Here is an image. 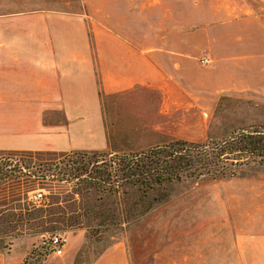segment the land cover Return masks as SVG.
<instances>
[{"label":"crops","instance_id":"1","mask_svg":"<svg viewBox=\"0 0 264 264\" xmlns=\"http://www.w3.org/2000/svg\"><path fill=\"white\" fill-rule=\"evenodd\" d=\"M261 9L264 0H0V153H110L104 100L141 88L171 104L264 91ZM214 236L206 264H230L231 247L233 264H264L263 234ZM32 247L18 238L0 264H21ZM90 264H130L128 249L114 242Z\"/></svg>","mask_w":264,"mask_h":264},{"label":"rangeland","instance_id":"2","mask_svg":"<svg viewBox=\"0 0 264 264\" xmlns=\"http://www.w3.org/2000/svg\"><path fill=\"white\" fill-rule=\"evenodd\" d=\"M134 94L104 100L111 149L108 156L104 152L106 158L133 154L173 139H221L240 128L264 124V91L223 90L195 96L193 103L185 104L166 103L160 93L143 88ZM8 155L18 156L31 172L20 180L0 179V252L9 253L18 238L31 240L34 247L21 264H28L29 257L34 264H90L100 251L117 241L126 245L130 264H206L207 244L214 235L227 232L231 244L239 236L264 235V167H244L232 178L173 182L166 189L168 200L146 214L128 222L111 221L89 230L62 233L67 237L62 254H46L39 246L51 231L30 229L31 221L24 220L27 216L19 208L32 209L27 192L37 187L62 197L67 194L70 204H78L79 197L73 192L76 189L56 182L61 176L58 171L68 172L70 167L63 164L62 155L54 153H0L1 157ZM42 175L47 178L42 179ZM87 194L100 195L93 188ZM106 196L108 201L119 197L117 193ZM79 232L83 241L73 249L72 237ZM235 252L231 247L230 264Z\"/></svg>","mask_w":264,"mask_h":264},{"label":"trees","instance_id":"3","mask_svg":"<svg viewBox=\"0 0 264 264\" xmlns=\"http://www.w3.org/2000/svg\"><path fill=\"white\" fill-rule=\"evenodd\" d=\"M105 153L59 154L70 171H58L61 176L56 182L76 189L73 192L79 203L70 204L67 194L62 197L50 191L42 203H33L32 209L19 208L27 216L24 220L31 221L30 229L38 233H66L79 228L89 230L111 221L128 222L168 200L166 189L173 182L232 178L244 167H264V124L240 128L221 139L203 142L173 139L112 158L104 157ZM91 188L100 195L88 196ZM107 193H117V201H108ZM135 197L137 201H131Z\"/></svg>","mask_w":264,"mask_h":264},{"label":"built area","instance_id":"4","mask_svg":"<svg viewBox=\"0 0 264 264\" xmlns=\"http://www.w3.org/2000/svg\"><path fill=\"white\" fill-rule=\"evenodd\" d=\"M207 60L208 58L204 57L200 61L201 63H206ZM10 156L11 155H8L7 157L0 156V179L2 181H7L8 178H17L18 180H20L24 177V173L30 175V170L25 169L22 160L18 158V156ZM41 177L42 179L44 177L47 178V175H42ZM49 192V190L45 192L44 188H33L32 190H29L27 192V199L35 205H38L44 201ZM66 241L67 237L62 233H48L43 236L39 249H41V251H45L46 254L51 253L52 255L60 256L64 250ZM30 258L31 257H29L28 264H34L33 262H31Z\"/></svg>","mask_w":264,"mask_h":264}]
</instances>
